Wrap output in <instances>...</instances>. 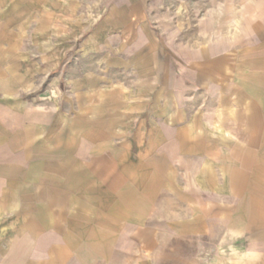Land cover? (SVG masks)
Segmentation results:
<instances>
[{"label": "crops", "instance_id": "0c3cea01", "mask_svg": "<svg viewBox=\"0 0 264 264\" xmlns=\"http://www.w3.org/2000/svg\"><path fill=\"white\" fill-rule=\"evenodd\" d=\"M148 1L114 0L117 24ZM245 10L192 50L144 34L66 95L0 32L7 264H264V0Z\"/></svg>", "mask_w": 264, "mask_h": 264}, {"label": "rangeland", "instance_id": "374dc122", "mask_svg": "<svg viewBox=\"0 0 264 264\" xmlns=\"http://www.w3.org/2000/svg\"><path fill=\"white\" fill-rule=\"evenodd\" d=\"M113 1L14 0L3 12L0 32L8 51L41 65L35 76L39 89L55 85L66 95L72 80L102 76L105 61L142 48L144 34L164 50L183 51L213 44L216 32L240 31L242 26L232 27L231 21L246 16L250 1L257 0H149L144 24L135 20L127 27L117 24L124 18ZM5 252L0 250V264L8 263Z\"/></svg>", "mask_w": 264, "mask_h": 264}]
</instances>
